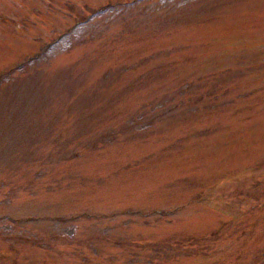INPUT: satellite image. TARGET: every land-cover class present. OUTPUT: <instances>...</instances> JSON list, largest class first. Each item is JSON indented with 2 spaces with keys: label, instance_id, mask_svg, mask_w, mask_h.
<instances>
[{
  "label": "rangeland",
  "instance_id": "rangeland-1",
  "mask_svg": "<svg viewBox=\"0 0 264 264\" xmlns=\"http://www.w3.org/2000/svg\"><path fill=\"white\" fill-rule=\"evenodd\" d=\"M0 264H264V0H0Z\"/></svg>",
  "mask_w": 264,
  "mask_h": 264
}]
</instances>
